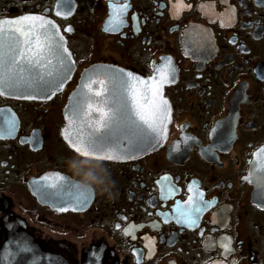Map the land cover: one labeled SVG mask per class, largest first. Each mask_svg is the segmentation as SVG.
<instances>
[{"label": "flooded vegetation", "instance_id": "af4514ba", "mask_svg": "<svg viewBox=\"0 0 264 264\" xmlns=\"http://www.w3.org/2000/svg\"><path fill=\"white\" fill-rule=\"evenodd\" d=\"M23 20L0 52H39V21L73 71L50 96L0 94V257L16 230L67 264H264V0H0V27ZM97 66L158 72L171 115L154 152L101 161L110 194L79 187L102 174L62 135Z\"/></svg>", "mask_w": 264, "mask_h": 264}, {"label": "water", "instance_id": "95a60500", "mask_svg": "<svg viewBox=\"0 0 264 264\" xmlns=\"http://www.w3.org/2000/svg\"><path fill=\"white\" fill-rule=\"evenodd\" d=\"M26 22L23 20L20 24L8 26L1 24L0 41L10 34H18L16 28ZM30 24L38 25V34L32 37L38 39L37 48L40 51L0 52L2 95L14 98L50 96L60 90L72 74L73 61L57 28L53 34L52 28L43 27L42 22L31 21ZM2 45L12 47L15 46V42L6 44L1 42L0 46ZM38 56L42 59L36 58ZM14 57L18 58L15 63ZM58 72L61 74L58 75ZM84 79L96 81L92 84V87H97L100 104L96 110L85 107L88 100L85 99L83 87L88 84ZM47 80L52 82L44 84ZM157 85L159 91L154 95ZM109 102L110 106L106 108ZM153 102L161 106L154 119L157 131H152L137 115L138 103L143 106L147 118L153 120L148 111ZM108 114L111 117H107ZM170 117V109L163 97V85L158 72L151 78H139L126 71L97 66L82 73L78 86L70 94L64 109L65 126L62 135L73 151L75 150L71 146L72 142L81 134L89 138H108L106 147L122 157L115 161L131 160L154 152L163 144ZM251 175L255 180V165L252 166ZM50 255L47 248L37 244L24 233L10 230L1 252L0 264H67L57 257L48 260Z\"/></svg>", "mask_w": 264, "mask_h": 264}, {"label": "snow or ice", "instance_id": "6c2138e0", "mask_svg": "<svg viewBox=\"0 0 264 264\" xmlns=\"http://www.w3.org/2000/svg\"><path fill=\"white\" fill-rule=\"evenodd\" d=\"M23 19H29V17H24ZM9 23L20 24V21H9ZM16 31L23 33L22 27H17ZM16 59L18 58H13V63H15ZM29 63H31V61H29ZM158 91L159 85L156 86L154 95L158 93ZM160 110V104L155 102L149 106L148 111L153 117V120L150 121L145 115L143 106L137 103V115L139 116L140 120L144 121V123L147 124L150 129H152V131H157L154 119L156 113H158ZM106 140H108V138H89L81 134L75 139V141L72 142L71 146L78 155L86 160L115 161L122 159L118 153L111 151L106 147Z\"/></svg>", "mask_w": 264, "mask_h": 264}, {"label": "clouds", "instance_id": "9594fccd", "mask_svg": "<svg viewBox=\"0 0 264 264\" xmlns=\"http://www.w3.org/2000/svg\"><path fill=\"white\" fill-rule=\"evenodd\" d=\"M86 163H90L94 165L95 168L98 169L102 175L99 177H92L87 180L80 179L79 187L85 191L91 189L93 192H98L101 194L103 193L110 194V189L113 182L110 179V173L107 169V166L101 161H88ZM69 167L72 168L71 165H69ZM72 170L74 171L76 176L79 177L81 175V173L77 169L72 168Z\"/></svg>", "mask_w": 264, "mask_h": 264}]
</instances>
